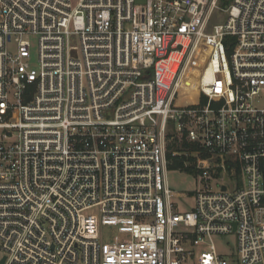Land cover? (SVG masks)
I'll use <instances>...</instances> for the list:
<instances>
[{
    "label": "built area",
    "instance_id": "built-area-1",
    "mask_svg": "<svg viewBox=\"0 0 264 264\" xmlns=\"http://www.w3.org/2000/svg\"><path fill=\"white\" fill-rule=\"evenodd\" d=\"M220 1L0 0V264H264V0Z\"/></svg>",
    "mask_w": 264,
    "mask_h": 264
},
{
    "label": "rangeland",
    "instance_id": "rangeland-1",
    "mask_svg": "<svg viewBox=\"0 0 264 264\" xmlns=\"http://www.w3.org/2000/svg\"><path fill=\"white\" fill-rule=\"evenodd\" d=\"M227 20V13L223 12H215L211 21L210 26L215 24L225 23ZM208 48L203 44L200 47L199 52H197L194 62L192 63L188 75L185 79V85L191 86L196 83L198 75L203 70L207 60L209 59V53L207 52ZM38 60V51H37V42L33 40V48L31 50V63L36 66ZM167 180L170 188L178 194H183L186 196H190V193H194L199 188V181L195 178V176L183 172L170 170L167 174ZM190 198V197H189ZM186 204L180 203V210L185 211L188 210L193 204V199H187L184 201ZM101 237L104 242H112V241H120L123 236L118 233L115 227L104 226L101 228ZM214 241L216 243L217 248L220 251L224 252H236V236L234 234L224 235V236H216L214 237ZM200 249L198 250V255L200 253Z\"/></svg>",
    "mask_w": 264,
    "mask_h": 264
},
{
    "label": "trees",
    "instance_id": "trees-1",
    "mask_svg": "<svg viewBox=\"0 0 264 264\" xmlns=\"http://www.w3.org/2000/svg\"><path fill=\"white\" fill-rule=\"evenodd\" d=\"M232 0H221L220 3L222 6H226L227 4H229Z\"/></svg>",
    "mask_w": 264,
    "mask_h": 264
},
{
    "label": "bare ground",
    "instance_id": "bare-ground-1",
    "mask_svg": "<svg viewBox=\"0 0 264 264\" xmlns=\"http://www.w3.org/2000/svg\"><path fill=\"white\" fill-rule=\"evenodd\" d=\"M197 52H198V51H197ZM192 63H193V62H191V65H192ZM191 65H189V67H188V71H189ZM187 74H188V72H187ZM194 84H195V82H194ZM188 88H190V86H189V85H185V83H184V90H188Z\"/></svg>",
    "mask_w": 264,
    "mask_h": 264
}]
</instances>
